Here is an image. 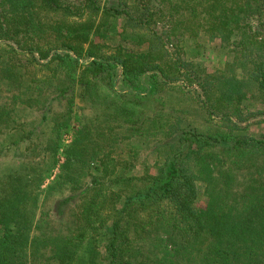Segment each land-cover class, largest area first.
I'll return each mask as SVG.
<instances>
[{
    "label": "trees",
    "instance_id": "1",
    "mask_svg": "<svg viewBox=\"0 0 264 264\" xmlns=\"http://www.w3.org/2000/svg\"><path fill=\"white\" fill-rule=\"evenodd\" d=\"M199 38L229 60L207 71ZM48 120L56 138L79 129L44 194L60 146L36 131ZM253 127L264 128V0H0V159L14 157L0 177V264H264ZM136 141L159 157L154 173H133ZM55 189L73 208L59 230L41 220Z\"/></svg>",
    "mask_w": 264,
    "mask_h": 264
},
{
    "label": "rangeland",
    "instance_id": "2",
    "mask_svg": "<svg viewBox=\"0 0 264 264\" xmlns=\"http://www.w3.org/2000/svg\"><path fill=\"white\" fill-rule=\"evenodd\" d=\"M198 44H200L202 47L200 48H193V50L199 55V60L201 65H203L207 71L213 69L214 67H218L221 66L222 64L226 63L229 60V55L227 52H225V50H221L219 49L218 46H216V44H211L207 38H199L198 39ZM193 47V46H192ZM196 49V50H195ZM144 80H146L145 78H142L140 80L141 84H144ZM145 89V86H142ZM142 87H140V89H142ZM101 91H99V93L97 94L96 97V104L97 101L101 99V97H103V92H107L102 90V88L100 89ZM98 98V99H97ZM75 106L76 108H78L76 111L77 112H81L83 116H88L92 110L91 108H86L85 105H83L82 103L80 104L77 100L75 101ZM66 106L65 102L62 101H56L53 104V109H54V113H57L59 111H61L62 109H64V107ZM96 106V105H95ZM82 108H84L82 110ZM251 108L254 110L256 109V105H252L251 104ZM26 115V114H25ZM90 118V116H89ZM27 119L28 121L30 120H36L38 119V115H32L29 117V115L27 116H21L20 118V122ZM40 128L36 127V131L38 133L41 134V137L44 140L47 139H57V142H60V146L57 147V151H56V157H57V164L56 166L51 169L50 172H52L51 175H49L45 181L44 184L42 185L41 189H43V193L45 194V190H47L48 185L55 180V175H57L59 173V165L64 161V151L65 148L71 144V142L73 141L74 135L76 133V131L79 129V124L77 122V120H73L71 121L69 127L63 129L58 137L56 138V130L52 129V124L53 122L51 120H48L46 123H40ZM38 126V124H36ZM55 125V124H54ZM264 128H250L249 133H253V134H258L260 132H263ZM135 145L138 147V164L136 165L137 167L133 170V173H139V174H143L145 172H150V173H154L155 171V167L156 165H158L160 163V159L159 157L154 154L152 152V150H145L142 146V144L139 141L135 142ZM128 153H124L123 154V159H128L127 156ZM47 156L49 157L50 154H47ZM14 161V157L11 156V151L7 152V157L1 158L0 159V177L6 172L7 170V166H10L11 163ZM144 163V164H143ZM145 165V166H144ZM146 167V169H145ZM9 168V167H8ZM90 173L85 176L87 177V180H90V176L96 175V171L92 168L90 169ZM128 170H124V175H128ZM198 188H199V198H198V202H197V206L199 208H203L206 205L207 199L206 197L202 194V184L198 183ZM63 193V194H61ZM40 198V203H42V199H43V203H42V209L45 212V215H42L41 220H43V223L45 225V227H55L56 229H58V227H63V224L66 223L67 225H69L71 223V221L73 220L72 217V211L71 208L69 206H60L59 205V198L61 196H67L69 195V191L63 190L62 192H60L59 189H55L51 192L46 193V195H44ZM52 210V212L50 211V213H47V210L49 209ZM73 210V208H72ZM52 214H54V218H52ZM45 220V221H44ZM72 225V224H71ZM71 227V226H70ZM59 230V229H58ZM79 252V251H77ZM80 255V253L78 254Z\"/></svg>",
    "mask_w": 264,
    "mask_h": 264
}]
</instances>
